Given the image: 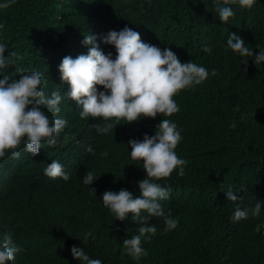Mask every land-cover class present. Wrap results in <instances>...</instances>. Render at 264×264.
<instances>
[{"label":"trees","instance_id":"16d2710c","mask_svg":"<svg viewBox=\"0 0 264 264\" xmlns=\"http://www.w3.org/2000/svg\"><path fill=\"white\" fill-rule=\"evenodd\" d=\"M231 7L235 17L227 24L219 19L215 0H15L0 9V24L5 26L0 38L8 45L4 56L17 53L9 58L8 68L20 76L34 72L58 43L90 20L103 35L122 30L120 20L132 22L128 27L139 32L143 42L171 49L182 63L192 61L210 73L204 83L175 97L180 111L173 116L141 118L113 128L107 156L94 150L95 159L74 160L71 150L80 134L71 135L68 128L69 143L49 152V157L66 162L68 181L42 176L46 155L7 160L16 168L0 184V234L19 237L24 247L35 246L40 252L25 250L30 259L85 264L74 258L55 222L48 219L40 225L45 203L49 215L75 211L68 221L74 220L78 246L102 264H264V64L257 66L254 56L241 57L227 46L234 33L255 55L264 48V0L248 10L238 4ZM205 45L212 47L211 54L202 51ZM116 54L113 50V59ZM213 70L217 75H211ZM164 118L177 124L183 139L175 151L188 163L184 176L177 169L170 178L155 181L169 193L160 201L165 215L142 212L157 232L150 240L142 238L148 254L134 260L123 242L138 235L140 225L133 222L132 213L124 221L116 219L99 196L106 191L141 193L137 182L147 173L142 161L132 160L129 141L154 136ZM18 151L22 156L24 145ZM87 171L97 177L92 189L81 182ZM228 185L242 197L235 203L223 192ZM65 195L75 197L79 208L66 209L58 200ZM258 201L261 211L253 216ZM237 205L249 210L248 218L234 223ZM168 215L178 219L172 231H165Z\"/></svg>","mask_w":264,"mask_h":264},{"label":"clouds","instance_id":"9594fccd","mask_svg":"<svg viewBox=\"0 0 264 264\" xmlns=\"http://www.w3.org/2000/svg\"><path fill=\"white\" fill-rule=\"evenodd\" d=\"M15 0L0 4V9H8ZM219 19L227 24L235 17L232 5L246 10L256 5L257 0H215ZM122 30L103 31L93 26L92 20L80 24L70 39L58 43L51 55L34 68V72L17 74L10 70L9 58L16 57L15 51L8 50L7 43L0 38V184L6 183L15 172L7 160L33 158L44 155L42 176L50 181H68L70 174L66 162L58 157H49L52 149L69 143L71 135L77 132L80 138L72 147L73 159L88 161L95 159V151L104 152L109 147L108 136L121 123H134L141 118L155 119L158 115L171 117L180 111L175 100L183 90L192 89L204 83L210 73L190 61L182 63L171 50L145 43L139 32L128 26L132 22L120 20ZM5 26L0 24V29ZM56 37L53 41H56ZM227 46L241 57H253L257 66L264 64V48L258 55L245 46V41L236 34L229 35ZM259 47V46H257ZM116 50L113 59L112 51ZM212 47L205 45L202 51L211 54ZM247 63V62H246ZM17 71H20L17 69ZM44 72V76H43ZM212 76L217 71L211 72ZM234 127V126H233ZM183 139L177 124L171 119H163L154 136L145 134L142 141L130 140L131 158L143 162L147 178L138 181L132 192L120 190L118 193L106 191L99 196L101 205L111 211L120 221L128 213L133 214V222L140 225L138 235L125 239L123 246L134 259L140 260L148 253L142 247V238L151 239L157 232L155 225L149 224V216H164L160 201L169 198L165 187L155 182L170 178L178 169L184 176L187 161L181 159L176 148ZM91 144V146H89ZM24 145L22 156L18 149ZM11 152L10 154H7ZM94 172L87 171L81 182L92 189L96 183ZM241 190H245L241 187ZM230 202H237L238 196L232 185L223 191ZM93 193L96 194L95 189ZM50 200L51 197L49 196ZM68 210L79 208L78 200L65 195L58 199ZM258 201L251 210L253 216L261 211ZM249 210H241L237 205L232 221L248 218ZM74 212L68 215H49L46 204L40 210V225L48 219L55 222L62 236L69 240V249L74 258L85 264H102L100 259H90L76 242L72 228ZM165 231L178 226V219L165 217ZM90 234L85 235V240ZM182 238H186L181 233ZM25 250L40 252L35 246L24 247L23 241L13 234H0V264H49L41 258L30 259Z\"/></svg>","mask_w":264,"mask_h":264}]
</instances>
